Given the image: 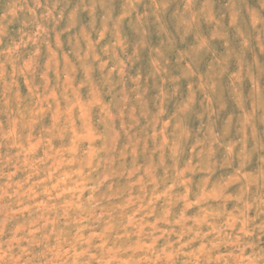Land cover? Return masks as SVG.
<instances>
[{
	"label": "rangeland",
	"instance_id": "1",
	"mask_svg": "<svg viewBox=\"0 0 264 264\" xmlns=\"http://www.w3.org/2000/svg\"><path fill=\"white\" fill-rule=\"evenodd\" d=\"M17 2L34 5V0H0V12L9 3ZM189 2L192 9H204L205 12L187 29L183 20ZM255 2L59 0V7L65 10L64 19L56 27L61 35L52 34L46 43L36 49L40 53L41 69L43 65L52 69L42 73L44 79L52 86L66 81L77 97L81 120L90 114L82 98L88 99L91 95L88 104L101 103L95 88L84 86L85 76L89 82L93 79L101 88L105 102L114 95L119 98L121 88L127 90L129 96H134L132 90L139 83L148 113L147 118L142 117L134 129L141 136L144 130L151 129L152 116L162 106L160 119L164 121L165 128L170 122L166 130L170 140L180 137L178 167L181 170L177 176L180 177L181 186L190 184V187H184L185 207L189 211L182 209L179 218L186 222L192 220L199 223L201 219L193 208L199 201L188 199L187 194L199 191L202 182L210 188L221 177L227 178L232 173L234 166L225 163L227 146L240 140L243 135L240 131L242 113L236 102L234 86L244 97L245 107H248L253 93L249 70L259 87L264 89V28H251L244 12L246 6ZM130 4L135 5V11L124 17L118 27H114L110 21L108 31L99 33L108 8L115 20ZM157 6H160L159 10ZM237 7L241 15L238 20H233L231 12ZM26 19H30L27 13H20L9 25V34L18 36L22 31H29L24 24ZM69 24L72 27L69 28ZM65 28L68 31H63ZM202 42H206L207 46L200 48ZM26 51H31V46ZM157 65L161 69L159 72ZM188 65H191V72ZM61 69L63 72L60 75ZM108 77H111V83L106 82ZM35 82L43 84L39 70ZM21 93L27 94L22 82ZM162 93H165L163 97ZM50 96L53 99L58 97L55 87ZM188 101L191 103L185 107ZM68 111L71 113L72 108L69 107ZM92 117L96 128L103 130V125L97 123L100 119L99 109L92 110ZM3 119L0 116V120ZM50 124L51 113L48 112L35 126L33 134H39L41 127ZM96 128L89 122L83 132L76 133V137L88 145L89 165L93 164L98 152L96 141L100 139V133ZM256 129L259 137L264 139V111L257 114ZM163 131L164 128H161ZM182 131L187 135L181 136ZM213 134L218 142L212 145L214 155L208 160L199 153L201 148H207ZM248 135L251 138V129H248ZM42 141V137L36 136L35 139L30 138L28 143H13L11 152L3 159L18 157V164L13 161L5 166L0 160V223L7 218L18 234L26 232L32 236L37 241V251L43 247L40 245V241H43L49 258L57 264L60 261H64V264L69 261L70 264H149L145 250L163 248L165 240L162 236L151 240L144 238L149 227L159 228L160 220L159 217L141 213L149 208L154 212L166 197L170 200L175 184L163 189L156 187L157 176L164 175V168L157 169V176L149 172L153 180L151 191L147 185L137 189L136 185L142 182V178H138L132 185L133 191L128 199L120 203L113 197L109 203L101 199L103 185L98 188L93 182L95 177L92 173L80 165L76 139H70L67 144H60V140H49L48 150L42 148ZM117 142L118 136L113 140L114 144ZM125 143L127 137L121 134L119 146ZM153 147L149 140L148 150L138 155L137 163L145 164ZM236 150H239V145ZM5 151L9 150L0 147V152ZM45 156L46 162L42 159ZM158 158L159 153H156L153 159L158 161ZM172 163L170 149H165V164L170 170ZM188 165L194 166L195 170L189 172V168H185ZM258 165L259 161L254 158L250 161L249 170L255 171ZM210 166H214L211 173L206 170ZM116 179L121 185L125 183L122 177ZM104 180L107 182L108 177L105 176ZM238 187L234 185L228 191L234 192ZM178 190L183 191V188ZM141 192H147V197H141ZM212 195L216 193L213 191ZM135 198L143 202L133 207ZM234 205L235 201H229L225 207L231 212ZM128 208L132 210L127 211ZM118 213L124 214L123 226L118 224ZM163 213L167 217L171 209L163 207ZM251 214H254V210ZM170 239L175 240V236ZM20 243L23 246L24 242ZM199 243L194 242L192 247H198Z\"/></svg>",
	"mask_w": 264,
	"mask_h": 264
},
{
	"label": "clouds",
	"instance_id": "2",
	"mask_svg": "<svg viewBox=\"0 0 264 264\" xmlns=\"http://www.w3.org/2000/svg\"><path fill=\"white\" fill-rule=\"evenodd\" d=\"M96 7V5H95ZM160 6H157L159 10ZM135 11V5L130 4L119 17L113 20L111 9L106 10L102 18V26L99 33L108 31V23L113 22L114 27H118L124 17ZM26 12L30 19H26L24 24L29 31H22L18 36H11L8 31L17 16ZM205 12L191 8V3L186 6V18L183 23L187 29H190L198 20L199 16ZM244 12L248 19V24L253 29L264 28V0H256L255 4L246 6ZM211 15L210 11L208 13ZM241 10L237 7L231 12L233 20H238ZM65 10L59 7V0L50 3L49 0H34L33 6H27L22 3H9L7 8L0 12V147L7 148L9 151L0 152V160L7 164L19 163L18 157L3 158L11 152L13 143H28L36 136L43 138L42 148L49 149V140H60V144H67L70 139H76L79 145V154L77 159L82 167L86 168L95 177L94 183L99 188L103 185L101 199L112 202L116 197L120 203L128 199L133 191L132 185L138 178L142 182L136 185V188L147 185L149 191L153 188L152 176L156 175L158 168H164V175L158 177V189L167 188L169 184H175V189L170 193L169 198H165L159 209L155 207L153 212L151 208L141 215H151L153 218L159 217V228L149 227L145 233V239H153L162 236L165 240L163 248L155 247L145 250V255L149 258V264H264V139H261L257 133L256 122L257 114L264 111V89H261L257 80L252 76L249 70L253 93L250 97L248 107H245L244 97L240 91L235 88L236 102L240 107L242 116L240 120V131L243 133L241 139L228 145V156L225 163L233 167L232 173L227 178L221 177L210 188L207 183L202 182L199 191L187 194L188 199L199 201L193 208L195 214L200 217L199 223L196 221L180 220L181 210L189 211L185 207L186 196L184 187L181 186L180 177L177 173L181 170L178 167L179 157V139L170 140L167 128L164 127V121H161L163 112L160 110L152 116L150 121L151 129L144 130V135L134 131L140 122V119L147 118V111L142 99V93L139 91V83L132 91L134 96L124 88L121 93L113 96L105 102L101 88L92 79L89 82L85 76L84 86L95 88L99 93L101 103L88 104L92 99H84L85 108L90 110L89 116L81 120V108L77 104V97L72 89L68 88L66 81L52 86L48 83L42 73L50 72L52 69L39 63L40 53L36 51L40 46L46 43L52 34L61 35L56 31V27L64 19ZM214 19V16L212 17ZM95 26V16L92 20ZM68 27H72L71 24ZM63 31H68L65 28ZM118 32L116 33L117 36ZM31 46V51H26ZM120 46V45H118ZM206 42L200 44V48L206 47ZM247 46L245 38V47ZM121 47V46H120ZM115 54V52H113ZM82 59H84L82 57ZM191 72V65H188ZM39 75L43 84H37L36 76ZM157 72L161 69L157 65ZM63 69L59 70L60 75ZM124 77V76H123ZM59 81V79H57ZM21 82L27 89V94L21 93ZM111 83V77L106 79ZM120 83H123L121 78ZM211 86V85H210ZM55 87L58 97L51 98L50 93ZM116 87L115 84L112 85ZM42 89V90H41ZM165 93H162V97ZM57 99L59 108H57ZM163 101L161 102V104ZM191 101L185 104V107ZM72 111L69 113L68 108ZM99 109L100 119L97 123L103 125V130H98L93 122L92 110ZM51 113V124L47 127H41L39 134L34 135L35 126L40 122L45 113ZM57 115L59 118L57 119ZM77 121L80 123L77 124ZM91 123L100 133V139L96 141L98 152L93 164H88V145L76 137V133L83 132L86 123ZM117 122L119 126L117 127ZM161 128L164 131L161 132ZM248 129L252 130L251 138L248 135ZM121 134L127 137V143L119 146ZM181 136H186L181 132ZM118 142L113 143L114 138ZM251 139V147L249 140ZM67 140V142H64ZM151 140L154 147L145 164L137 163V157L141 152L148 150V141ZM218 142V138L213 134L207 148H201L199 155L206 156L211 160L214 155L212 145ZM237 145L239 150L237 151ZM165 149H170L171 159L173 161L171 170L165 164ZM159 153L158 161L153 156ZM54 154V153H53ZM130 157V160H129ZM259 161L255 171L249 170L250 161L253 159ZM45 162L47 157L42 158ZM190 171L195 167L188 165ZM147 170V171H146ZM209 173L214 170V166L206 169ZM108 177L105 182L104 177ZM124 178L125 183L119 184L116 178ZM239 185L236 191L230 192L229 188ZM183 188V191L178 189ZM255 189V191H253ZM216 195H212V192ZM147 192H141V197H147ZM229 201H235L231 212L225 207ZM143 202L141 199L133 200V207L137 203ZM163 207L171 209L169 216L163 213ZM128 208L127 211H131ZM254 210V214H251ZM204 217H207L204 219ZM179 220V223L177 221ZM119 226L124 225V214L118 213ZM191 227H188V225ZM175 236V240L170 237ZM20 241H23V246ZM200 241L198 247H192L194 242ZM37 241L32 236L25 233H17L15 227L7 222V218L0 223V264H57L49 258L46 245L37 251ZM85 260L87 257L84 258ZM64 264V261L58 262ZM70 264V261L68 262ZM135 264V262H133Z\"/></svg>",
	"mask_w": 264,
	"mask_h": 264
}]
</instances>
